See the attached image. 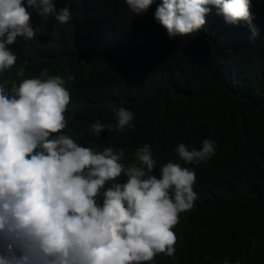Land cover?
I'll use <instances>...</instances> for the list:
<instances>
[{
    "label": "trees",
    "instance_id": "obj_1",
    "mask_svg": "<svg viewBox=\"0 0 264 264\" xmlns=\"http://www.w3.org/2000/svg\"><path fill=\"white\" fill-rule=\"evenodd\" d=\"M53 2L69 5L72 19L60 25L29 8L35 37L9 49L27 57L32 74L64 80L71 102L63 131L95 151L122 148L125 165L149 144L155 175L169 161L195 172L194 205L173 229L175 264H264V0H250L254 43L246 24L214 12L197 32L170 39L154 20L156 5L136 15L125 0ZM118 107L135 113V127L97 139L89 125L114 123ZM204 139L216 144L207 162L185 163L175 152ZM150 264L174 261L161 253Z\"/></svg>",
    "mask_w": 264,
    "mask_h": 264
},
{
    "label": "clouds",
    "instance_id": "obj_2",
    "mask_svg": "<svg viewBox=\"0 0 264 264\" xmlns=\"http://www.w3.org/2000/svg\"><path fill=\"white\" fill-rule=\"evenodd\" d=\"M125 3L136 15L156 5L154 20L170 39L197 32L213 12L226 24H246L250 42L260 35L250 0ZM29 8L41 17L54 14L60 25L72 19L70 6L57 10L53 0H0V264H150L161 253L175 264L173 229L194 205L195 172L169 161L153 174L149 144L125 165L122 148L95 151L68 136L64 80L32 74L27 57L18 61L9 49L18 37H35ZM113 116L114 123L97 120L89 131L100 139L104 131L135 127L131 110L118 107ZM215 150L211 139L199 149L175 148L189 164L207 162ZM121 174L126 181H118Z\"/></svg>",
    "mask_w": 264,
    "mask_h": 264
}]
</instances>
